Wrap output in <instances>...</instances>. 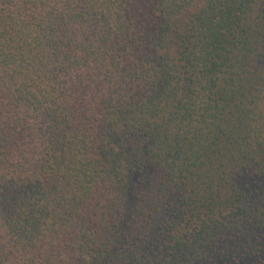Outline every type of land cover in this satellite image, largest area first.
Wrapping results in <instances>:
<instances>
[{
  "label": "trees",
  "instance_id": "obj_1",
  "mask_svg": "<svg viewBox=\"0 0 264 264\" xmlns=\"http://www.w3.org/2000/svg\"><path fill=\"white\" fill-rule=\"evenodd\" d=\"M0 264H264V0H0Z\"/></svg>",
  "mask_w": 264,
  "mask_h": 264
}]
</instances>
